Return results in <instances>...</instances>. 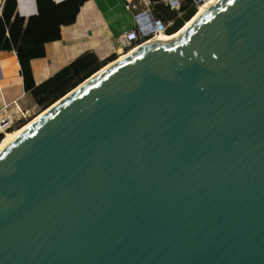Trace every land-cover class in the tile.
I'll list each match as a JSON object with an SVG mask.
<instances>
[{"label":"water","instance_id":"obj_1","mask_svg":"<svg viewBox=\"0 0 264 264\" xmlns=\"http://www.w3.org/2000/svg\"><path fill=\"white\" fill-rule=\"evenodd\" d=\"M124 53L1 150L0 264H264V0Z\"/></svg>","mask_w":264,"mask_h":264},{"label":"crops","instance_id":"obj_2","mask_svg":"<svg viewBox=\"0 0 264 264\" xmlns=\"http://www.w3.org/2000/svg\"><path fill=\"white\" fill-rule=\"evenodd\" d=\"M65 1L67 0H52L55 4ZM132 1H86L80 7L74 23L60 28V40L45 44V56L30 61L36 89L34 93L26 92L24 89L16 52L0 51V110L14 103L22 107L29 102L32 110L49 105L59 96V91L81 78L82 75L78 74L71 77L74 72L70 70V76L59 75L58 80H52L72 63L84 56H92L95 59L89 66L90 70L112 55L117 57L120 49L117 37L129 32L135 26L134 14L125 8L126 4ZM16 2L17 14L20 17L37 15L35 0H16ZM33 119L21 128L33 122ZM12 138L13 136L10 139Z\"/></svg>","mask_w":264,"mask_h":264},{"label":"trees","instance_id":"obj_3","mask_svg":"<svg viewBox=\"0 0 264 264\" xmlns=\"http://www.w3.org/2000/svg\"><path fill=\"white\" fill-rule=\"evenodd\" d=\"M86 1L88 0H67L63 3L55 4L52 0H35L37 15L22 18L17 14L16 0H2L0 4V51L16 52L26 92L34 93L36 90L30 70V61L45 56V44L60 40V28L74 23L80 7ZM187 3H190V1L187 0ZM186 7L187 5H184L182 9ZM171 14L160 7L156 13V17L160 21L169 20L175 17V15ZM116 58V55H112L105 61L97 63L90 70L89 66L95 59L92 56H84L72 63L52 80H58L59 75L70 76V70L74 72L71 77L78 74L82 75L81 78L71 86L59 91V96L51 104L94 75L97 71L115 61ZM11 137L10 133L7 134L2 142H0L1 147Z\"/></svg>","mask_w":264,"mask_h":264},{"label":"built area","instance_id":"obj_4","mask_svg":"<svg viewBox=\"0 0 264 264\" xmlns=\"http://www.w3.org/2000/svg\"><path fill=\"white\" fill-rule=\"evenodd\" d=\"M133 0L131 3L126 4L125 8L134 14L136 19L135 26L129 32L120 34L117 37L121 54L128 53L131 49L139 46L151 38L155 37L158 33L164 32L166 27L172 25L177 17H180L191 6H198L195 0ZM187 5L185 9H182ZM162 7L170 14H175V17L169 20H159L156 17L158 9ZM159 21L163 26L158 30L156 22ZM118 57V55H117ZM23 110L16 103L8 105L0 110V140L13 130L21 127V122L25 120L27 114H23Z\"/></svg>","mask_w":264,"mask_h":264},{"label":"bare ground","instance_id":"obj_5","mask_svg":"<svg viewBox=\"0 0 264 264\" xmlns=\"http://www.w3.org/2000/svg\"><path fill=\"white\" fill-rule=\"evenodd\" d=\"M217 0H206V1H204L200 6H198V9H197V13H196V15L188 22V23H186L185 24V26L178 32V33H176V34H174V35H171V36H168V35H165L163 32H160V33H158L155 37H153V38H151L150 40H148L147 42H145V43H143V44H141V45H139V46H136L135 48H133V49H131L127 54L128 55H130V54H132V53H135V52H137L138 50H140V49H142L143 47H145V46H148V45H150V44H154V43H165V42H169V41H171V40H173L175 37H177L179 34H181L186 28H188V26H190L191 24H192V22H194L195 21V19L196 18H198L202 13H204L210 6H212L215 2H216ZM122 53V51H121V49H118V61L119 60H121V59H123V58H125L126 57V55L125 54H121ZM116 62V61H115ZM115 62H112V63H110V64H108V66H110L111 64H114ZM108 66H106L105 68H107ZM104 68V69H105ZM104 69H101V70H104ZM100 72V71H99ZM98 73H96L95 75H97ZM95 75H93V76H95ZM44 112H42L40 115H39V117L43 114ZM39 117H37V118H39ZM35 120H37V119H35ZM34 120V121H35ZM33 121V122H34ZM33 122H31L30 124H32ZM29 124V125H30ZM28 125V126H29ZM28 126H26V128L28 127ZM25 128V129H26ZM25 129H23V130H25ZM23 130H21L19 133H18V135L23 131ZM15 130H13V131H11V132H9V133H12V132H14ZM9 133H6V135L7 134H9ZM5 135V136H6ZM17 135V136H18ZM4 136V137H5ZM17 136H15V137H13L12 139H10L5 145H3L1 148H0V152H1V150L9 143V142H11L14 138H16ZM4 137L0 140V142H2V140L4 139Z\"/></svg>","mask_w":264,"mask_h":264},{"label":"rangeland","instance_id":"obj_6","mask_svg":"<svg viewBox=\"0 0 264 264\" xmlns=\"http://www.w3.org/2000/svg\"><path fill=\"white\" fill-rule=\"evenodd\" d=\"M172 15V14H171ZM173 15H175V14H173ZM117 59L118 58H116V60L115 61H117ZM115 61H113V62H115ZM112 63V62H111ZM108 66V65H107ZM106 67V66H105ZM104 67V68H105ZM103 69V68H102ZM19 105V104H18ZM47 105L48 104H46L45 106H41V107H36L34 110H32V108L30 109V103L28 102L27 104H23L22 105V107H21V105H20V108L23 110V112L25 113V114H27V116H26V118H25V120L24 121H22L21 122V125L22 126H24L26 123H28L29 121H31L33 118H35V119H37V117H39V115L42 113V111H44V109H46L47 108ZM49 107V106H48ZM25 110V111H24ZM23 113V114H24ZM35 119H33V121L35 120ZM29 125V124H28ZM27 125V126H28ZM21 126V127H22ZM21 127H19L18 129V132H12V133H10V136H13V137H15V136H17L18 135V133L21 131V130H23V129H25L26 128V126L22 129Z\"/></svg>","mask_w":264,"mask_h":264},{"label":"snow or ice","instance_id":"obj_7","mask_svg":"<svg viewBox=\"0 0 264 264\" xmlns=\"http://www.w3.org/2000/svg\"><path fill=\"white\" fill-rule=\"evenodd\" d=\"M232 2V0H229V3H231Z\"/></svg>","mask_w":264,"mask_h":264},{"label":"flooded vegetation","instance_id":"obj_8","mask_svg":"<svg viewBox=\"0 0 264 264\" xmlns=\"http://www.w3.org/2000/svg\"><path fill=\"white\" fill-rule=\"evenodd\" d=\"M25 111V110H24Z\"/></svg>","mask_w":264,"mask_h":264}]
</instances>
